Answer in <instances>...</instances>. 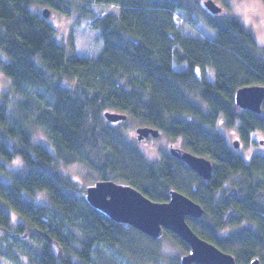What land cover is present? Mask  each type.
Masks as SVG:
<instances>
[{"label": "trees", "instance_id": "16d2710c", "mask_svg": "<svg viewBox=\"0 0 264 264\" xmlns=\"http://www.w3.org/2000/svg\"><path fill=\"white\" fill-rule=\"evenodd\" d=\"M179 1L88 3L82 12L103 39L101 52L91 58L70 53L49 17L36 8L69 13L72 0H0V48L7 57L0 59V70L11 80L0 102V156L24 161L0 178V253L7 249L11 259H21V241L32 264H120L105 245L134 264L149 263L159 253V238L92 206L59 168L61 158L88 163L95 155L104 171L101 179L117 176L118 183L155 201H168L176 189L201 203L203 216L188 218L200 237L239 264L255 257L264 264V154L246 160L216 129L221 121L239 120L246 141L252 130L264 131V102L261 113L235 102L240 87L264 84V47L231 15L205 19L216 31L213 40L181 34L174 19L176 9L184 8ZM96 3L118 5L120 14L98 16L90 8ZM174 63L187 69L176 71ZM206 66L215 70L214 82L197 78L195 67ZM192 94L203 103L194 102ZM103 110L182 138L190 152L212 160V178L204 180L166 154L159 162L149 160L121 129L100 122ZM36 126L48 131L55 152L33 142ZM39 191L48 193V203L33 200ZM12 210L21 219L16 225ZM243 222L248 224L243 230L221 235ZM163 234L190 250L175 233Z\"/></svg>", "mask_w": 264, "mask_h": 264}, {"label": "rangeland", "instance_id": "374dc122", "mask_svg": "<svg viewBox=\"0 0 264 264\" xmlns=\"http://www.w3.org/2000/svg\"><path fill=\"white\" fill-rule=\"evenodd\" d=\"M92 1L93 0H72L69 13H62L51 9L48 17L57 29L58 40L65 45L70 53L94 58L99 55L103 48V39L100 31L92 27L89 20L82 12L83 7L89 6L88 3ZM205 1L206 0H180L178 2H181L184 5V8L178 7L174 15L175 23L181 34L190 37L213 40L216 38V31L206 24L205 19L210 15L216 18L231 15L239 18L245 24L246 28L251 31L258 43L264 47V0H215L220 6H222V11L217 14H212L207 9L204 4ZM36 8L39 12H42L43 9L47 7L36 6ZM90 8L98 16H103L107 13L119 15L121 11V7L114 4L96 3L90 6ZM259 53L260 55H263L262 51ZM6 58V55L0 48V59ZM174 69L176 71H183L187 69V65L174 63ZM197 78L200 81L206 79L209 82H214L215 70L210 66H206L205 68L198 67ZM10 87L11 80L0 70V102L4 93H6ZM190 97H192L193 101L196 103H203L199 95L192 94ZM106 111L107 110L102 111L100 122L103 125L111 123L114 126V129H121L125 138L131 144L137 145L139 150L149 160L159 162L162 155L170 154L172 143L181 149L187 150L182 138H172L162 131L161 135L158 137L150 136L148 139L141 141L138 139L136 131V129L141 126V123L136 117H128L125 120L113 122L105 116ZM216 129L226 136L229 144L232 146L235 140H240V145L236 147L235 150L246 160H249L255 154H264V131L260 129L252 130L249 134V139L246 141L239 133V120H236L233 124L221 121L216 124ZM32 140L34 143L47 146L55 152V147L53 146L50 135L46 129L36 126L32 134ZM94 156L95 155H92L91 158H88V163L78 160L67 162L63 158L59 160V168L61 171L72 178L76 183V191L80 196L85 198L86 188L94 184L95 181L101 179L102 175H104V171L100 170L101 167L99 163L97 164V162L100 161ZM105 158L104 153L102 156H99L100 160H105ZM0 162L4 163L3 166L5 168L4 170H0V178H5L8 172H11L12 170L18 171V169L24 166V161L18 156L8 161L5 159L3 160V157L0 156ZM113 175L117 174L114 173ZM113 179L116 182H120V179H118L117 176ZM6 180H8V177ZM231 187L232 186L229 183L225 185L224 189L227 190ZM33 196V200L39 203L45 204L49 202L47 192L39 191L34 193ZM10 213L13 225H16L21 219L15 211L12 210ZM246 225L248 224L243 222L238 225L228 226L222 230L221 235L228 236L235 234L243 230ZM9 242L18 245L17 242H13L10 239ZM23 242L24 241H21L18 246V251L22 253L20 255L21 259H11L7 249H5V252L7 253H0V264H32L33 262L30 257V252L24 250V246L22 245ZM158 245L160 247V249H158L159 253L151 258L149 263L139 260L138 264H181L182 256L187 253L184 248L176 244L175 241L166 234L160 236ZM2 246L3 241H0V247ZM104 249L109 255H114L120 264H134L130 259H127L125 256H121L116 251L108 248L107 245L104 246Z\"/></svg>", "mask_w": 264, "mask_h": 264}, {"label": "water", "instance_id": "95a60500", "mask_svg": "<svg viewBox=\"0 0 264 264\" xmlns=\"http://www.w3.org/2000/svg\"><path fill=\"white\" fill-rule=\"evenodd\" d=\"M205 6L211 13L222 11L215 0H206ZM48 17L50 10H43ZM237 106L261 113L264 102V84H252L240 87L235 93ZM105 116L111 121L125 120L128 115L120 112L106 111ZM138 138L143 139L150 133L160 135L157 128L140 126L136 129ZM240 140L234 141L238 147ZM172 152L182 158L199 175L205 179L212 176L211 159L174 148ZM87 201L100 209L116 222L129 224L154 239L160 238L165 230L178 235L189 246L190 250L182 256L181 264H239L235 256L225 252L214 243L200 237L188 222L187 217L200 218L204 214L201 203L176 189L171 190L170 199L160 202L147 197L140 190L128 184L114 180H100L85 190ZM245 264H262L259 258H252Z\"/></svg>", "mask_w": 264, "mask_h": 264}, {"label": "flooded vegetation", "instance_id": "af4514ba", "mask_svg": "<svg viewBox=\"0 0 264 264\" xmlns=\"http://www.w3.org/2000/svg\"><path fill=\"white\" fill-rule=\"evenodd\" d=\"M195 69H196V72L198 71V67H195ZM118 122V121H117ZM144 126H148V125H144ZM149 127H151V126H149ZM137 135H138V133H137ZM160 135H161V131H160ZM159 135V136H160ZM150 136H153L151 133L147 136V137H144L143 139H139V140H141V141H144V140H146V139H148ZM138 137V136H137ZM154 137V136H153ZM174 148H179V147H177V146H175L173 143L171 144V153L170 154H166V155H168V156H171V157H175V158H178L179 160H181V161H183V162H185L186 163V161H184L182 158H180L178 155H176V154H174L173 152H172V150L174 149ZM236 148V147H235ZM186 150V149H185ZM187 151H189L188 149H187ZM192 153V152H191ZM194 154V153H193ZM210 159V158H209ZM212 161V160H211ZM213 163V162H212ZM187 164V163H186ZM188 165V164H187ZM189 166V165H188ZM190 167V166H189ZM213 168H214V164H213ZM196 172V171H195ZM197 173V172H196ZM198 174V173H197ZM212 174H213V170H212ZM199 175V174H198ZM201 176V175H200ZM202 177V176H201ZM204 180H210L211 178H212V176H211V178L210 179H205L204 177H202ZM101 180H109V179H101ZM112 180V179H111ZM114 180V179H113ZM97 181H100V180H97ZM97 181H95V183L97 182ZM172 190H174V189H172ZM179 191V190H178ZM189 217H191V216H188L187 217V220H188V218ZM191 218H194V217H191Z\"/></svg>", "mask_w": 264, "mask_h": 264}, {"label": "clouds", "instance_id": "9594fccd", "mask_svg": "<svg viewBox=\"0 0 264 264\" xmlns=\"http://www.w3.org/2000/svg\"><path fill=\"white\" fill-rule=\"evenodd\" d=\"M86 194V193H85Z\"/></svg>", "mask_w": 264, "mask_h": 264}]
</instances>
